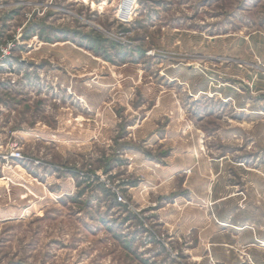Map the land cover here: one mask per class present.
I'll return each mask as SVG.
<instances>
[{"label": "rangeland", "instance_id": "obj_1", "mask_svg": "<svg viewBox=\"0 0 264 264\" xmlns=\"http://www.w3.org/2000/svg\"><path fill=\"white\" fill-rule=\"evenodd\" d=\"M124 1L0 0V264H264V0Z\"/></svg>", "mask_w": 264, "mask_h": 264}, {"label": "built area", "instance_id": "obj_2", "mask_svg": "<svg viewBox=\"0 0 264 264\" xmlns=\"http://www.w3.org/2000/svg\"><path fill=\"white\" fill-rule=\"evenodd\" d=\"M126 1V0H125ZM125 1H124V3H125ZM130 1V4H131V0H129ZM124 3H123V5H124ZM130 4H129V6H128V10L127 11H124V9H123V5H122V7L120 8V11H119V13H118V19L121 21V22H123V23H128L131 19H132V17H133V14H134V12H133V8L132 7H130ZM129 20V21H128ZM23 160L24 159V157H23V155H22V153H21V151H19V149L18 148H15V150H14V152L11 154V155H8L7 154V156L4 158V161L6 160V161H8V160ZM116 197H117V200L120 202V203H123L124 201H123V197L121 196V195H119V194H117L116 195Z\"/></svg>", "mask_w": 264, "mask_h": 264}]
</instances>
